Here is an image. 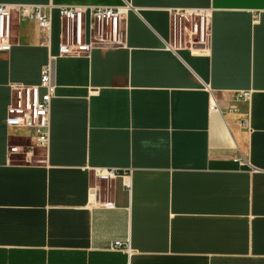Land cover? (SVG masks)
Returning a JSON list of instances; mask_svg holds the SVG:
<instances>
[{"label":"crops","instance_id":"1","mask_svg":"<svg viewBox=\"0 0 264 264\" xmlns=\"http://www.w3.org/2000/svg\"><path fill=\"white\" fill-rule=\"evenodd\" d=\"M0 4L51 6L46 43L13 17L0 52V264H264V0ZM126 5L118 46L57 57L56 7ZM182 8L211 9L207 49L166 47ZM49 57L42 150L5 117L10 86L37 85ZM109 168L124 175L94 179Z\"/></svg>","mask_w":264,"mask_h":264},{"label":"built area","instance_id":"2","mask_svg":"<svg viewBox=\"0 0 264 264\" xmlns=\"http://www.w3.org/2000/svg\"><path fill=\"white\" fill-rule=\"evenodd\" d=\"M129 6L124 7H56L59 22L57 57H76L86 55L95 47L118 46L121 40L120 23ZM50 5H4L0 4V52H7L11 46V28L13 17L31 22L46 43L50 35ZM170 16V41L166 47L177 51L205 50L210 41L211 9H172ZM53 60L49 57L40 68L37 85L10 86V99L6 109L5 126L10 129L25 130L29 133L32 147L44 150L48 142L49 102L54 94ZM238 99L248 102L249 92L238 94ZM216 109L213 103L210 110ZM241 126L245 122H241ZM30 145L25 147L10 146V154H23L27 158ZM31 147V148H32ZM237 162H245L241 156ZM119 175L114 169L93 172L97 181L108 182ZM105 208H112V203H105ZM121 244L114 242L112 249ZM127 250V246H125Z\"/></svg>","mask_w":264,"mask_h":264},{"label":"rangeland","instance_id":"3","mask_svg":"<svg viewBox=\"0 0 264 264\" xmlns=\"http://www.w3.org/2000/svg\"><path fill=\"white\" fill-rule=\"evenodd\" d=\"M11 146H14V145H11ZM16 161L17 162H20V163H26L28 162V159L27 158H24L23 154L19 153V154H16Z\"/></svg>","mask_w":264,"mask_h":264}]
</instances>
